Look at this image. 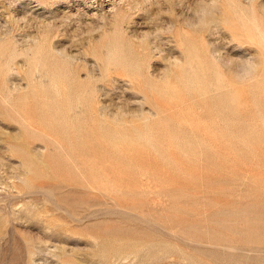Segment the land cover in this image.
Segmentation results:
<instances>
[{
	"label": "rangeland",
	"instance_id": "374dc122",
	"mask_svg": "<svg viewBox=\"0 0 264 264\" xmlns=\"http://www.w3.org/2000/svg\"><path fill=\"white\" fill-rule=\"evenodd\" d=\"M0 264H264V0H0Z\"/></svg>",
	"mask_w": 264,
	"mask_h": 264
},
{
	"label": "bare ground",
	"instance_id": "6f19581e",
	"mask_svg": "<svg viewBox=\"0 0 264 264\" xmlns=\"http://www.w3.org/2000/svg\"><path fill=\"white\" fill-rule=\"evenodd\" d=\"M182 5H183V4H182ZM209 5H210V4H209ZM211 5H212V4H211ZM201 6H202V5H201ZM204 6H206V5H204ZM207 6H208V4H207ZM208 7H210V6H208ZM170 8H171V7H170ZM170 8H169V10H170ZM200 8H201V7H200ZM203 8H205V7H203ZM171 9H172V8H171ZM196 9H197V8L194 7L193 11H195ZM207 9H208V8H207ZM210 9H211V8H210ZM210 9H208V11H209ZM197 11H198V10H197ZM197 11H196V12H197ZM208 11L205 12V10H203V12H204L205 14H206ZM214 12H215V11H213V13H214ZM202 14H203V13H202ZM202 14L200 13L199 16L201 17ZM208 14H209V12H208ZM177 15H178V14H177ZM199 16H198V18H199ZM198 18H197V20H198ZM206 18H208V17H206ZM189 19H190V18H189ZM193 19L195 20L196 17L193 18ZM166 20H167V19H166ZM172 20H173V19H172ZM184 20H185V19H184ZM191 20H192V19H191ZM185 21H186V20H185ZM172 22H173V21H172ZM172 22H171V23H172ZM171 23H170V24H171ZM194 23H197V22H194ZM166 24H167V23H166ZM170 24H169V25H170ZM172 25H173V24H172ZM187 25H188V23H187ZM190 25H191V24H190ZM212 43L215 45V43L213 42V40H212ZM216 47H217V46H216ZM218 47H219V46H218ZM220 48H221V47H220ZM220 48H219V49H220ZM219 49H218V50H219ZM219 51H220V50H219ZM215 54H216V53H215ZM227 54H228V53H227ZM218 56H219V54H218ZM218 56H216V57H218ZM226 56H228V55H226ZM220 57L222 58L221 55H220ZM225 59H226V58H225ZM219 60H220V59H219ZM223 61H224V59H222V61L220 60L221 63H222ZM225 61H226V63H228L227 61H229V60H225ZM223 63H224V62H223ZM244 64H245V63H244ZM231 65H232V64H231ZM231 65H229V63H228V66H230V70L232 69ZM236 65H238V64H236ZM249 65H250V64H249ZM226 66H227V65H226ZM228 66H227V67H228ZM247 66H248V65H247ZM244 68H246V67H244ZM240 69H241V68H240ZM240 69H239V71H240ZM247 69H248V68H247ZM247 69H245L244 73H245V72L247 73ZM235 70H236V69H235ZM231 71H232V70H231ZM232 72H233V71H232ZM236 72H237V71H236ZM242 72H243V71H242ZM239 73H241V72H239ZM97 101H98V100H97ZM96 103H97V102H96ZM27 106H28V105H27ZM26 108H27V107H26ZM29 108H30V107H29ZM15 110H16V109H15ZM27 110H29V109L27 108ZM31 110H32V109H31ZM20 113H21V112H20ZM22 113H23V112H22ZM95 113H96V112H95ZM138 114H139V113H138ZM29 115H30V114H29ZM27 116H28V115H27ZM49 116H50V115H49ZM46 117H47V116H46ZM95 120H96V119H95ZM35 121H36V119H35ZM33 122H34V121H33ZM35 124H36V123H35Z\"/></svg>",
	"mask_w": 264,
	"mask_h": 264
}]
</instances>
